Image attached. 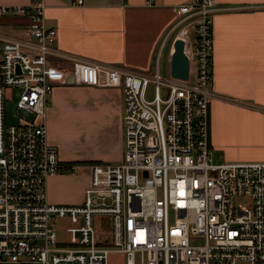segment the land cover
<instances>
[{
	"label": "built area",
	"instance_id": "2783aa9c",
	"mask_svg": "<svg viewBox=\"0 0 264 264\" xmlns=\"http://www.w3.org/2000/svg\"><path fill=\"white\" fill-rule=\"evenodd\" d=\"M44 10L41 0L0 6V19L27 21L22 36L0 32V264H107L112 251L125 264H264V162L211 158L216 1L172 8L190 64L186 81L64 53ZM67 84L122 94V157L91 164L74 205L46 195L50 177L80 169L63 163L46 136L48 100ZM7 88L21 91L16 126L5 124ZM101 217L110 239L98 233Z\"/></svg>",
	"mask_w": 264,
	"mask_h": 264
},
{
	"label": "crops",
	"instance_id": "0c3cea01",
	"mask_svg": "<svg viewBox=\"0 0 264 264\" xmlns=\"http://www.w3.org/2000/svg\"><path fill=\"white\" fill-rule=\"evenodd\" d=\"M32 1L0 0V6ZM41 1L46 25L57 30L56 49L147 73L157 69L160 74L163 62L170 75L178 18L172 8L192 0H83L81 6L72 5V0ZM215 1L221 11L213 17L211 153H218L222 163L264 162V0ZM0 27L23 35L27 21L2 18ZM49 60L61 69L70 67L64 59ZM45 123L47 141L60 160L86 171L78 176L80 185L71 183L73 173L50 177L47 199L52 204H79L89 183L88 167L117 163L122 157L121 91L57 85L46 106ZM85 125L101 128L102 135L95 138L90 130L84 143L80 133L68 135L70 126Z\"/></svg>",
	"mask_w": 264,
	"mask_h": 264
},
{
	"label": "rangeland",
	"instance_id": "374dc122",
	"mask_svg": "<svg viewBox=\"0 0 264 264\" xmlns=\"http://www.w3.org/2000/svg\"><path fill=\"white\" fill-rule=\"evenodd\" d=\"M179 30L176 29L173 33V35ZM0 31L5 33V34H9V35H14V36H22L20 33V31H16L15 28H9V27H0ZM172 38V36H171ZM169 38V42L170 39ZM160 75L162 77H169V73L167 72V66L164 65L163 62H161V69H160ZM195 63L192 60L191 61V71H190V78L191 81H194L195 79ZM21 91L19 89H12V88H7L5 89V124L6 126H12V125H17L19 122V119L16 115L17 113V109H16V103L19 99V95H20ZM91 130V132H93V136L95 138H98L99 136L102 135V129L101 128H89V126L85 125L83 127H76V126H70L67 129L68 135H72L73 133H80L82 136V143L87 142L85 139L87 138V134L89 133V131ZM92 146L97 147L95 145L92 144ZM91 146V147H92ZM99 146V145H98ZM86 147V145H83L81 147V149H79V151H82V149H84ZM88 150V149H87ZM85 150V151H87ZM83 151V152H85ZM211 158L213 163L215 164H219L222 163V159L220 158V155L216 152H212L211 153ZM84 172L86 171H81L78 169H75L72 173L74 175H76L75 178L72 179V184H76V185H80L82 184V178H78L79 175L81 174H85ZM237 202H242L241 199H237ZM98 222H99V226H98V233L101 235V237L103 238H107L110 239L111 233H110V227H109V218L108 217H101L98 218ZM57 229L61 228V223L59 221L55 222ZM107 264H125L124 261V256L122 253L118 252V251H112L109 253L108 257H107Z\"/></svg>",
	"mask_w": 264,
	"mask_h": 264
},
{
	"label": "water",
	"instance_id": "95a60500",
	"mask_svg": "<svg viewBox=\"0 0 264 264\" xmlns=\"http://www.w3.org/2000/svg\"><path fill=\"white\" fill-rule=\"evenodd\" d=\"M173 51L170 58V76L174 79L188 80L189 61L184 53V41L175 39L172 45Z\"/></svg>",
	"mask_w": 264,
	"mask_h": 264
},
{
	"label": "trees",
	"instance_id": "16d2710c",
	"mask_svg": "<svg viewBox=\"0 0 264 264\" xmlns=\"http://www.w3.org/2000/svg\"><path fill=\"white\" fill-rule=\"evenodd\" d=\"M105 245H107V243Z\"/></svg>",
	"mask_w": 264,
	"mask_h": 264
}]
</instances>
